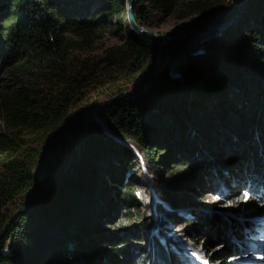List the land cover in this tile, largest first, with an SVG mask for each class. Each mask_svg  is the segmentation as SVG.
Instances as JSON below:
<instances>
[{"label":"trees","instance_id":"1","mask_svg":"<svg viewBox=\"0 0 264 264\" xmlns=\"http://www.w3.org/2000/svg\"><path fill=\"white\" fill-rule=\"evenodd\" d=\"M212 9L211 0H136L134 17L137 25L151 30L155 20L164 22L176 16L184 21L196 16L199 23L190 31L201 33L207 30L200 21ZM236 23L210 39L167 45L155 65L159 46L131 31L125 0H0V66L10 69L9 84L0 90V264H152L157 256L150 253L153 245L161 251H157L161 257L156 262L180 264L175 256L164 254L151 229L149 235H145L143 225L138 230L128 226L119 229L122 221H132L134 213V221L140 219L133 206L136 200L130 199L135 193L136 174L127 176L134 162L131 152L96 121L89 126L80 160L65 177L45 195L32 199L29 207L26 197L58 178L74 157L90 114V109L82 108L86 104L79 102V94L105 77L108 84L120 79L141 78L145 82V86L139 83L132 95L120 93L104 104L99 117L112 135H121L144 151L147 170L163 172V182L186 172L187 183L182 181L172 190L165 185L156 192L170 203L169 209L186 202L195 205L202 191L214 195V172L220 175L218 179H226V175L230 179L227 188L221 187L223 191L234 188L232 179L237 180V190L249 187L251 181L259 182L264 177V0H246ZM104 33L120 38L122 44L107 50L100 75L89 67L71 74L72 48ZM174 69L177 76L172 75ZM36 76L60 89L42 94L34 88ZM208 96L206 105L189 101ZM240 114L246 122L235 118ZM207 117L222 131L232 133L211 148L224 158L227 170L213 165L207 169V158L202 154L205 145L192 137L194 124L204 123ZM208 121L205 124L211 125ZM161 145L173 148L179 159L163 157L167 151H158ZM57 151L48 175L38 177L36 170L46 155ZM186 153L191 157L185 158ZM171 159L179 163L168 171ZM125 181L132 183L126 187ZM256 192L251 193L248 203H237V209L223 213V218L214 216L217 212L212 209L206 213L184 210L175 217L166 212L167 218L171 224L198 218L207 221L209 228L214 225L213 231H221L226 218H232L236 210H242L245 217L264 214V199ZM16 203L20 213L12 220L7 211ZM205 205L198 204L196 210L209 208ZM113 217L120 220L109 226L115 235L104 241L110 247L105 250L104 242L89 234H98ZM181 225L190 241L199 240L200 233L205 245L215 243L212 232L186 222ZM216 247L209 259L225 264L231 247L224 243Z\"/></svg>","mask_w":264,"mask_h":264},{"label":"rangeland","instance_id":"2","mask_svg":"<svg viewBox=\"0 0 264 264\" xmlns=\"http://www.w3.org/2000/svg\"><path fill=\"white\" fill-rule=\"evenodd\" d=\"M136 1V0H135ZM213 2V9L208 12V16H206L202 21H200V25L205 27L207 31L209 32L212 30H215L219 26H225L232 21H234V17L237 14L239 10V6L241 5L242 0H239L237 3L235 1L237 0H211ZM231 16L229 20L226 21V18ZM238 19V18H237ZM239 20V19H238ZM237 20V21H238ZM236 21V22H237ZM197 23H199V17H191L187 20L181 21L177 19L176 16H173L171 18H168L164 22H160L158 20H155V23L153 27H151V31L154 32L157 36L159 37H166V36H173V35H178V34H184L187 32H190V28L195 26ZM237 23H233L231 26H229L226 30L235 27ZM224 30V31H226ZM222 31L221 33H223ZM201 32V33H205ZM219 33V35L221 34ZM200 34V33H199ZM218 35V36H219ZM75 41L80 42V38L74 37ZM122 44V41L120 38H115L112 35L108 33L104 34H94L91 38L88 39L86 44H79L72 48V56L70 59V65H69V71L71 74H76V71L79 69H88L89 70H96L97 75H100V70L104 69V66L99 67L106 61V56H107V50L109 48H114V47H119ZM10 69L8 68H3L0 66V90L5 87V85L9 84L8 81V76L10 75ZM84 74L87 73V71L83 72ZM178 72L174 69L173 71V76H177ZM103 75H105V71L103 72ZM141 79V78H140ZM140 79L137 81L136 79H133V81H125L123 79H120L119 81L115 83L108 84L106 81V77L102 79L101 81L97 82L91 87H87L86 91L84 93L79 94V99L81 103L86 104L82 108L90 109V114L96 111L95 113L91 114V122L96 121L99 123L103 128L105 129V132L114 138V140L118 143L121 142L128 151L131 153V159L134 162V167L127 173V176L130 177L131 174H136L135 177L137 181H134V186L135 187V193L130 199H135L136 201L133 202V206H136L138 209L139 213V220L134 221L136 219L135 213L133 214L134 216L132 217V221H122L119 225L121 226L119 229H124V226L128 227H136V230L139 229L140 226L143 225L144 230L146 232L145 235H149V230L151 234H155L154 236L159 238L161 245L163 246V251L164 254L170 253V256H175L178 258L180 264H191L192 262H195L197 264H205V261L207 264H214L212 263V259L210 260L209 257L211 256L212 252L215 251L218 247L216 245L218 243H230L231 241V233L228 232V229L225 228L224 230V239L223 241L215 240V243L211 245H205L202 241V236L200 233L197 235L199 237V240H194L190 241L189 237L185 236V229H181L180 226L181 224L190 223L192 226H199L203 230L210 231L212 232V236L216 237L219 236L217 231H213L215 226L209 228V223L207 221L200 222L198 221V218L192 219L189 221H182L178 222L175 224L170 223V219L167 218V213L170 212L172 217L178 216V213L186 212L184 213H196L200 212V210H196L197 205L201 203H205L210 209L216 211L217 213H214L216 217L220 215H224L223 213H229L231 210H234L235 208L237 209L238 204L237 203H248L250 201V196L255 189L258 188L254 187L251 185L250 187L245 186L240 190H237L235 187L232 189H228L227 192L223 191L225 188H227V183L230 181L229 177L225 174L226 179H218V176L215 172L213 174V180H215L213 183V186L217 184V186L214 189V195H208L207 192H203L200 194L202 198L199 199V201L194 202L195 205H189V203L186 202V199L182 203V208L179 205H175V207L171 206V209H169V202L164 200V198L160 197V194L162 193H156L161 192L159 191L161 188H164L165 185L169 186L167 187L169 190L172 189H177L178 184L180 185V182L184 181L187 183L188 177L186 175V172L181 173L175 180H170V182L166 183L162 181V173H154L153 170L148 171V158L147 155H145L144 151L140 149V147L131 141L124 140V137L121 135L119 136H114L111 134L110 130L104 125L103 120L99 117V111L100 108H104V104H108L111 102L113 99H115L117 96H119L120 93L123 94V96H129L132 95L136 88L139 87V85L145 86V82H141ZM137 81V85H136ZM35 84L36 89H38L42 94L48 95L56 91V89H60V87L57 86V84L50 85L45 79L41 77V79H38L36 76L34 78V81H32ZM142 83V84H141ZM135 84V85H134ZM213 97V98H212ZM211 97V102L214 100V95ZM210 96L208 97H198V98H190V102H197L198 105L202 104H208ZM240 106L238 107V110L241 112ZM242 113V112H241ZM237 120L242 122H246V118L244 115H239L235 116ZM209 119L208 117L206 118L207 122ZM262 123L264 122V117L261 119ZM194 124L192 130L194 134H192V137H197L195 140L202 141L204 143V147H202V154L205 155V158L203 160H207V169H211L212 165L214 167H218L221 170L225 168V162L224 158L218 153H213L211 148L213 147V144L216 143V141L220 140V143L225 141L226 136H230L231 134L228 133V131H222L221 128H218L217 125L214 123H211V121H208L211 125L209 124ZM258 123V121H257ZM201 129V133L197 129ZM86 130V129H85ZM205 133V134H204ZM212 134V136H210ZM121 136V137H120ZM232 136V135H231ZM169 140V139H168ZM119 143V144H121ZM197 146L200 143H196ZM206 147L208 149H206ZM158 151H163L165 152V149L167 151V154H163V157L165 156H171L174 160H178L177 158L179 156V153H175L173 148L169 149L164 145L157 146ZM171 150V151H170ZM170 152V153H169ZM208 152V153H207ZM59 152H53V153H48L45 157V159L41 162V165L38 167L36 170V175L38 177H46L49 172V167L51 164L55 161V159L58 157ZM173 153V155H172ZM207 155V156H206ZM77 152H75L74 157L71 160H74L76 158ZM185 158L191 157L188 153H186ZM183 158V157H182ZM184 158V159H185ZM186 160V159H185ZM185 162V161H184ZM179 163L178 161H173L172 159L169 162V167L168 171L170 170V167L172 165H176ZM236 164V163H235ZM230 168H234L233 165H228ZM226 166V167H227ZM237 169V167H235ZM236 169L231 170L236 174ZM225 170H227L225 168ZM196 170H194L195 172ZM223 171V170H222ZM168 173V172H167ZM156 174V175H155ZM222 175V174H221ZM125 175V177H127ZM161 176V178H160ZM125 180V179H124ZM177 181V182H176ZM232 182L236 181V179H232ZM126 187L130 186V184L127 183H132V182H126L125 181ZM201 183V182H200ZM202 187H205L204 189H207L208 187L203 184L201 185ZM234 186H236V183H234ZM221 187H224L222 189ZM264 189V186L262 187ZM159 189V190H158ZM223 191V192H222ZM42 192V189L39 190H34L28 193L27 197L30 195H36ZM124 192V191H122ZM178 194L182 192L178 191ZM220 192H222L220 194ZM247 192L249 198L247 200L242 199L244 193ZM234 193V194H233ZM259 191L257 190L256 196H258ZM237 196H234V195ZM183 195V194H182ZM120 206L123 207L120 203H118ZM20 204L16 203L12 205L8 211L7 214L9 216H12V220H14L20 213L19 209ZM130 206V204H129ZM196 206V207H195ZM180 209L178 211V209ZM135 212V211H134ZM236 212H241L239 210H236ZM235 212V213H236ZM137 215V213H136ZM154 219V221H152ZM120 219L118 217H113L108 221H106L105 224H103L98 231V234H89V237L91 238H96L98 242L100 241H105L110 238H112L115 234L113 232V229L109 228V226L116 225ZM169 221V223H167ZM133 222H136L134 224ZM175 222V221H174ZM177 222V221H176ZM132 224V225H131ZM131 225V226H130ZM8 227V226H7ZM118 229V227H115V230ZM5 233V232H4ZM3 233V234H4ZM2 234V235H3ZM207 236V233H205ZM96 236V237H95ZM80 237H84L80 236ZM87 237V236H86ZM150 237V236H149ZM146 240L148 238H145ZM172 240V241H170ZM203 244L205 246H203ZM109 245H105L104 242V248L105 250H109ZM158 250L154 245L151 246L150 248V253L152 255L157 253L156 258L160 259V254ZM108 252V251H106ZM105 254V251L103 252ZM209 254V256H208ZM167 256V255H166ZM153 259L152 264H160L159 262H156L157 260ZM171 258V257H170ZM169 259V258H168ZM230 259H226L225 264H231L232 262H229ZM120 262H122V258H120ZM178 264V263H176ZM219 264V263H215Z\"/></svg>","mask_w":264,"mask_h":264},{"label":"water","instance_id":"3","mask_svg":"<svg viewBox=\"0 0 264 264\" xmlns=\"http://www.w3.org/2000/svg\"><path fill=\"white\" fill-rule=\"evenodd\" d=\"M125 1H126V9H127V19H128V23H129L131 31L135 35H138V36H147L148 38H150L154 43H156L159 46V49H158L159 54H158V58H157L158 61L156 62L155 65L159 64V62H160V60L162 58L163 48H165L167 45H169V44H171L173 42L179 41V40H186V39L204 40V39H210V38L216 37V36L219 35V33H221L222 31L226 30L233 23H236L237 17L239 15V13L237 15H235V19L231 23H229V24H227L225 26H219L215 30H212V31H209V32H205V33H200L199 34V33H194V32L190 31V32H187V33H184V34H178V35L166 36V37H159L154 32H152L150 29L137 25V23L135 21V17H134L135 0H125ZM242 1H243L244 6H245L246 0H242ZM244 6H243V9H244ZM241 10H242V8H241ZM102 109L103 108H100V110H102ZM95 112L96 111H94L93 113H95ZM93 113H91V114H93ZM91 114H89V116H88L86 130L83 133L82 137L77 142V146H76L77 156H76V158H74V160L68 161L67 164L65 165L64 169L62 170L60 176L58 178H56V179L53 178L54 179L53 181H50L47 184H45L44 187L42 188V192H40L39 194H36V195L28 196V198H27V207L30 206V201L32 199L45 195L54 185L59 183V181L65 177V175L68 172L69 168L80 160L82 145H83V142H84V140H85V138L87 136L88 129H89V126H90L91 121H92L91 120ZM103 123L105 125L104 121H103ZM210 210H211L210 208H206V209H201L200 212H205L206 213V212H209ZM239 211H241V212H236L234 215L244 216L242 210H239Z\"/></svg>","mask_w":264,"mask_h":264},{"label":"bare ground","instance_id":"4","mask_svg":"<svg viewBox=\"0 0 264 264\" xmlns=\"http://www.w3.org/2000/svg\"><path fill=\"white\" fill-rule=\"evenodd\" d=\"M235 2H238V1H235ZM244 2H245V1H244ZM243 6H244V4H243V1H242V2H241V5H240V7H239V10H238V12H237V14L239 13V15H238V17H237L238 19H239L240 15H241V13H242V11H243ZM241 8H242V10H241ZM240 10H241V11H240ZM237 14H236V15H237ZM234 18H235V17H234ZM238 19H237V20H238Z\"/></svg>","mask_w":264,"mask_h":264},{"label":"snow or ice","instance_id":"5","mask_svg":"<svg viewBox=\"0 0 264 264\" xmlns=\"http://www.w3.org/2000/svg\"><path fill=\"white\" fill-rule=\"evenodd\" d=\"M248 198H249L248 193L245 192L244 195H243V197H242V199L247 200ZM262 259H264V257H262ZM205 264H207L206 261H205Z\"/></svg>","mask_w":264,"mask_h":264}]
</instances>
